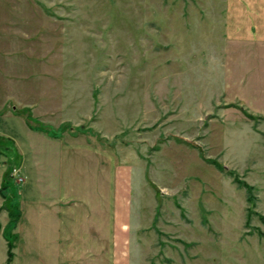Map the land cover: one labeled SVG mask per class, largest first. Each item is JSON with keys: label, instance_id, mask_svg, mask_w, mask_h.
Listing matches in <instances>:
<instances>
[{"label": "rangeland", "instance_id": "rangeland-1", "mask_svg": "<svg viewBox=\"0 0 264 264\" xmlns=\"http://www.w3.org/2000/svg\"><path fill=\"white\" fill-rule=\"evenodd\" d=\"M7 2L0 17L21 24L0 26V264L13 233L21 264L24 243L31 264L92 262L86 204L106 202L95 213L110 230L128 200L112 260L264 264V224L229 175L264 215V40L229 38L219 0H28L29 24ZM72 188L68 241L48 206ZM105 231L89 239L109 248Z\"/></svg>", "mask_w": 264, "mask_h": 264}, {"label": "crops", "instance_id": "crops-1", "mask_svg": "<svg viewBox=\"0 0 264 264\" xmlns=\"http://www.w3.org/2000/svg\"><path fill=\"white\" fill-rule=\"evenodd\" d=\"M8 1V2H7ZM19 1V8L17 9V11H14L15 7L13 8L12 13L16 14L15 17L18 16V18L20 19H27L28 21L26 23H30L31 22V18L33 16L32 13V9L27 8V9H22V7H26L29 5L28 0H17ZM221 3V12L219 10H216L217 15L221 17L225 16L227 18V32L229 34V38L231 39H236V37H241L243 39H247V40H264V0H219ZM3 2H7L9 4V2L11 3H16V0H3ZM212 5V4H211ZM10 12V11H9ZM35 13H39V12H35ZM214 14H215V9H214ZM10 22L13 26V28L17 27V25L21 24V22L19 20H15V18H5L4 15H2L0 17V26L3 23L4 24V28L6 29L7 26L10 25ZM6 23L8 24L7 26ZM0 32H5L3 29L0 28ZM2 34V33H0ZM121 185H119L118 187L115 188V192H117V195L115 197V199H117L116 201L119 202L121 205L123 204L125 197L123 196V192L122 190L119 188ZM80 191V190H79ZM78 191V192H79ZM68 193H62L60 195L59 200L54 201L55 203H51L49 204L48 208H56L57 211L55 210L52 213V217L53 220H55L56 222V226H57V230L58 227L61 229H64V231L66 230V232L72 236L70 238L66 237V240L68 241H74V232H73V228L74 226L76 227V222L78 220V218L80 219V217L78 216L77 211H74V209L72 208V206H70V201L72 198H74V192L75 189L72 188L70 191H67ZM104 195L103 197H105L106 194V188L103 191ZM111 195V194H110ZM2 192H1V184H0V212L3 209V202H2ZM116 202V203H117ZM109 204H111L109 202ZM130 200H128L127 205H122L118 207V204H116L115 210L114 211V217H115V224H114V229L112 227V229L110 230H106L103 226L104 221H102L101 214L100 217L97 216V214L95 213L96 209H105L106 208V202L105 201H99V202H94L92 204H86L87 208H90L94 211L93 214V219H92V226H87V222H84L83 225H86L84 228V235H86L85 237V243L83 245L84 248V254L85 257L88 256V259L92 258V262L88 261L85 264H97V261H94V259H99L98 263H103V258L105 256H107L109 258L110 264H122V252L116 253L114 252V260H112V236L114 237V242H115V248H119L120 247V243H121V236H123V229L124 228H128L127 230V239L129 238L130 235V224L127 223V225L124 224V222H121V218L123 216H130ZM112 205V204H111ZM44 206V207H43ZM43 208L45 210H47L48 208L45 206V204H43ZM64 206L66 208H64ZM41 207V209L43 210V208ZM66 209H68L66 211ZM41 210V214L43 215ZM7 214V213H6ZM4 218L3 216L1 217V219ZM89 221V219H87ZM60 225V226H59ZM89 225V224H88ZM96 229L100 230V231H108L110 233V236L108 238V243H110L109 248H106V244L102 243V239H93L90 240V234H91V228L95 227ZM18 224L16 225V227H14L13 229H17ZM12 231V230H11ZM104 233V237H107V233ZM13 240H12V260L9 264H21L20 260H17V244L15 243L17 240H19V235H16L15 233H13ZM0 236L4 239L5 238V232L0 231ZM62 239H64V237H62ZM60 240V238H59ZM89 241H92L93 244H89ZM101 241V242H100ZM135 246L136 243L134 242ZM25 249L24 252L25 254H27V258H25V261L23 262V264H31L30 259L28 260L29 257L32 256L31 252V247L28 245V243H24ZM7 246V244H6ZM74 246V245H73ZM91 249V250H90ZM95 249H97L98 251H95ZM7 253V251H6ZM56 254H58L61 258L64 256V250L63 247H59L56 248ZM73 255V254H72ZM68 256H71V254H68ZM74 256V255H73ZM6 259H7V255H6ZM17 261V262H16ZM61 264H66L64 262H60ZM5 264H6V260H5ZM59 264V263H58ZM104 264V263H103Z\"/></svg>", "mask_w": 264, "mask_h": 264}, {"label": "trees", "instance_id": "trees-1", "mask_svg": "<svg viewBox=\"0 0 264 264\" xmlns=\"http://www.w3.org/2000/svg\"><path fill=\"white\" fill-rule=\"evenodd\" d=\"M250 117V116H249ZM41 130H44L43 127H39ZM62 132L63 130H66V128H62L60 129ZM218 168L220 170H223L224 168L221 167V166H218ZM229 175L232 177L233 179V182L237 185L238 188H243L246 193H247V202L249 204V208L247 209V220L249 221L250 218L252 216H257L259 218V220L264 224V215H261V214H258L257 212H255L254 208H255V195H254V192H255V189L253 186L249 185L247 182H245L244 180L240 179L236 173L234 172H229ZM4 189V180L3 182L1 183V190ZM12 227L11 229H13L16 225V221L14 223H11ZM258 235L261 237V238H264V233L262 232H258ZM12 257H13V254H12V242L10 241L8 243V246H7V259H6V264H9L12 260Z\"/></svg>", "mask_w": 264, "mask_h": 264}]
</instances>
